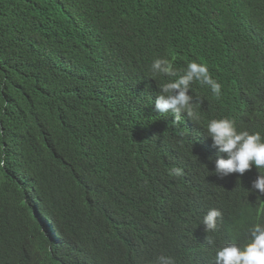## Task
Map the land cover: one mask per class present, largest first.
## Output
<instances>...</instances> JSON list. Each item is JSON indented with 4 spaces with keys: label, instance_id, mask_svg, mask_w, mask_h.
I'll list each match as a JSON object with an SVG mask.
<instances>
[{
    "label": "trees",
    "instance_id": "1",
    "mask_svg": "<svg viewBox=\"0 0 264 264\" xmlns=\"http://www.w3.org/2000/svg\"><path fill=\"white\" fill-rule=\"evenodd\" d=\"M157 58L205 64L220 95L194 82L193 116L159 113ZM222 118L264 138V0H0V264L243 247L264 194L255 166L215 173L227 154L205 130Z\"/></svg>",
    "mask_w": 264,
    "mask_h": 264
},
{
    "label": "clouds",
    "instance_id": "2",
    "mask_svg": "<svg viewBox=\"0 0 264 264\" xmlns=\"http://www.w3.org/2000/svg\"><path fill=\"white\" fill-rule=\"evenodd\" d=\"M151 71L154 76L169 78L160 86V94L155 100L156 110L161 114L173 111L177 114V121L181 112L189 117L194 114L193 98L188 94L194 82L209 87L216 96L221 92V85L211 77L203 63L190 61L182 72H178L167 59L157 58L151 64ZM206 132L219 152L227 154L226 159L216 161L215 173L243 175L255 166L259 175L250 191L264 194V138L259 133L237 131L234 122L227 118L209 121ZM175 171L180 174V170ZM220 216L221 212L217 209L208 211L203 218L207 231L216 229ZM249 237L250 242L243 247L230 244L220 248L216 252L215 264H264V223L254 224L249 229ZM156 264H174V261L162 255L157 258Z\"/></svg>",
    "mask_w": 264,
    "mask_h": 264
}]
</instances>
